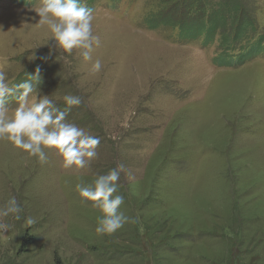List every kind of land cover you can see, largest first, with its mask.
Returning a JSON list of instances; mask_svg holds the SVG:
<instances>
[{"label":"rangeland","instance_id":"obj_1","mask_svg":"<svg viewBox=\"0 0 264 264\" xmlns=\"http://www.w3.org/2000/svg\"><path fill=\"white\" fill-rule=\"evenodd\" d=\"M176 1L82 0L99 37L85 60L38 26L41 0H0L7 81L39 68L37 99L63 110L65 95L80 97L66 120L100 138L85 168L63 167L55 149L40 163L0 139V207L15 196L23 209L20 220L3 218L11 228L0 233V264H264V0H199L191 21ZM234 5L255 29L249 44L219 48L214 33L235 29L213 32L209 13ZM18 103L14 94L5 107ZM119 163L113 196L124 197L129 220L98 234L104 213L76 185Z\"/></svg>","mask_w":264,"mask_h":264},{"label":"clouds","instance_id":"obj_2","mask_svg":"<svg viewBox=\"0 0 264 264\" xmlns=\"http://www.w3.org/2000/svg\"><path fill=\"white\" fill-rule=\"evenodd\" d=\"M33 10L39 17L38 26H47L59 48L69 54L78 49L85 60L91 59L90 52L93 44H99V37L93 34V12L82 0H41L40 6ZM101 70L102 63L96 59L91 64V71L98 73ZM33 79L36 84L40 81L39 68L29 80L18 84H10L5 73L0 71V139H7L29 156L36 157L40 163L47 162L45 149H55L62 157L63 167L85 168L97 156L100 138L66 120L71 108L81 104V98L65 95L66 107L58 110L47 96L37 99ZM14 94L19 103L9 111L5 107L7 98ZM125 172V165L119 163L107 175L98 176L91 186L76 185L79 194L97 202L104 213L98 218L95 229L98 234H112L129 220L119 211L124 197L113 196L118 189L117 182ZM22 212L17 198L11 196L0 207V233L11 228L3 218L12 215L20 220ZM34 223L36 221L31 218L27 220L28 225Z\"/></svg>","mask_w":264,"mask_h":264},{"label":"trees","instance_id":"obj_3","mask_svg":"<svg viewBox=\"0 0 264 264\" xmlns=\"http://www.w3.org/2000/svg\"><path fill=\"white\" fill-rule=\"evenodd\" d=\"M234 3H236V0H232ZM194 2H199V0H177L174 3V6H179V9L182 10L185 18L186 16L192 20V17H189L188 14H195L197 10L192 9V5ZM224 4L231 3V0H222ZM176 4V5H175ZM228 10H221L217 11L215 14V17L213 16V13L210 12L209 14L212 16V26H213V32L216 31V28H222V31L227 28H234L231 34H226L222 32V34L215 36L219 37V48L226 49L228 47L229 43L232 44H238L241 41L247 42L251 38L249 37L248 31H252L255 29V21L253 18H251L248 14V11L239 8L238 5H234L232 7H227ZM179 11L178 10H172L170 12L171 16H178ZM207 13H203V19H204V25L206 26V18ZM248 34V37L243 39L245 35ZM199 34H194L193 36L197 37ZM261 39L257 41V44H261ZM255 53L253 51L249 52L248 57L253 56Z\"/></svg>","mask_w":264,"mask_h":264}]
</instances>
